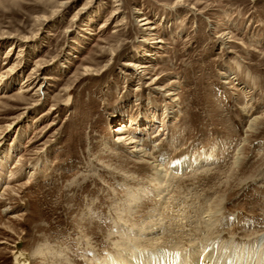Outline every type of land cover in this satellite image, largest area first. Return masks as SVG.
<instances>
[{"label": "rangeland", "instance_id": "obj_1", "mask_svg": "<svg viewBox=\"0 0 264 264\" xmlns=\"http://www.w3.org/2000/svg\"><path fill=\"white\" fill-rule=\"evenodd\" d=\"M182 1L0 0V264L129 260L121 227L214 199L222 257L264 233V0Z\"/></svg>", "mask_w": 264, "mask_h": 264}, {"label": "bare ground", "instance_id": "obj_2", "mask_svg": "<svg viewBox=\"0 0 264 264\" xmlns=\"http://www.w3.org/2000/svg\"><path fill=\"white\" fill-rule=\"evenodd\" d=\"M181 2L183 1L177 0V3H181ZM136 12H138V14H141L142 10ZM150 20L148 19V17L147 18L140 17L141 27L143 25L150 24L151 23ZM146 28H151V27L147 26ZM156 42L157 43L161 42V40ZM127 65H131V63H127ZM140 68L146 69V65L142 67L140 66ZM21 92H25V91L21 90ZM169 94H174V93L170 92ZM257 119L258 118H255L252 121L251 127L256 123ZM128 126L130 125L124 123L120 126L115 127L114 132H116L115 135L117 136V140L119 141L122 139L126 140L128 142L127 144H132L134 151L140 153L141 148H139V144H137L138 141L134 138L129 139V137L127 138L125 136L127 128H129ZM207 165H208L207 161L196 160L190 163L186 162L184 165H180L178 168H175V171L180 172L181 169L183 168L196 170L206 167ZM154 166L155 169L157 170V175H158L156 177L160 178V181L164 182V184H160L161 191L162 193L163 192L166 193L167 189L165 187H167V184L169 183L168 180H170V178H168V175L166 174V170L164 171V167L161 166L157 168L158 167L157 164ZM173 173H169V174H171V176L173 177L174 175ZM166 196L167 195L163 196V199L167 201L169 197ZM142 198L143 197H139V199ZM219 206L220 204H218L217 200L214 199L212 202H210V204H208L206 208H204V213H203L204 215L202 217L198 218L197 216H194V218L193 217L191 219L188 218L190 222L194 221V223H197V225H199V226H195L194 228L193 226L187 228L184 224L183 225L181 224L182 226H179L180 225L179 222L173 221L174 223H172V220L166 223V221H164V219H162L161 217L160 218L162 220H160L159 218L156 219L154 217V219H152L150 222L148 221L147 224H144L142 227H139V229L129 228L128 230V229H122L121 227V229H119L120 234L123 235V237H128L126 240L121 239L122 240L121 244L123 243L125 247H129V252H131L132 254L130 257L131 259L129 258L128 260L126 256L123 255L125 253L120 254L116 252V253H110L109 256L100 259L98 262H95V264H132L133 262H134L133 264H264V233H262V235L260 234V236H257L259 237V239H256V241L252 245H247L242 248L241 246L236 245V247H238L237 250L238 255L235 259H231V260L226 259L222 257L223 255L222 253L212 249L217 246V242L222 241V234L220 233L219 229H218L219 234H217L218 232L217 230H215L217 228L216 225L220 222ZM185 211L186 210H184L183 213H180L179 216L178 215L177 216L184 218L185 215H187ZM158 214L159 216H161V213ZM155 216H157V214ZM196 220L197 222H195ZM194 223L193 224L189 223V224L195 225ZM175 224L177 225L175 227L177 228V230H175L173 227ZM167 226H169L171 228L170 231L172 230V232H175L176 235L173 236L168 233H165L166 230L164 229ZM194 240L198 242L196 245L191 246L190 243L196 242ZM128 242H129V246H127ZM149 245H153L155 249L152 251H150L148 248L146 249V247H149ZM50 250H52V248ZM139 250H143V251H139ZM211 250L213 251L211 252ZM44 251L45 248L39 246L37 247V249H35L34 255L31 256L27 254L21 247H18L16 245V249L14 251V255H15L14 264H32L33 257H35V255L45 254L46 251L45 252ZM154 253H159V254H154ZM184 253H190V254L180 257V255ZM56 255L58 254L56 253ZM135 257L140 258V261L138 262L135 261L136 260ZM46 260L47 259H45V261ZM56 262L58 263V260Z\"/></svg>", "mask_w": 264, "mask_h": 264}, {"label": "water", "instance_id": "obj_3", "mask_svg": "<svg viewBox=\"0 0 264 264\" xmlns=\"http://www.w3.org/2000/svg\"><path fill=\"white\" fill-rule=\"evenodd\" d=\"M17 246L20 247V246H21V242H18V243H17Z\"/></svg>", "mask_w": 264, "mask_h": 264}]
</instances>
